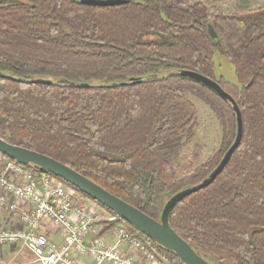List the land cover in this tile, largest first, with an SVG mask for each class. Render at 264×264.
<instances>
[{"label":"trees","instance_id":"obj_1","mask_svg":"<svg viewBox=\"0 0 264 264\" xmlns=\"http://www.w3.org/2000/svg\"><path fill=\"white\" fill-rule=\"evenodd\" d=\"M217 50L239 84L216 79ZM185 70L235 99L243 136L224 170L176 202L169 222L211 264H264V6L213 13L188 0H0V72L14 77H0V137L69 165L157 220L170 198L211 176L238 134L231 100ZM188 92L212 105L223 136L212 156L178 177L172 157L198 123ZM74 188L84 196L76 205L93 199ZM107 209L164 264H184Z\"/></svg>","mask_w":264,"mask_h":264},{"label":"built area","instance_id":"obj_2","mask_svg":"<svg viewBox=\"0 0 264 264\" xmlns=\"http://www.w3.org/2000/svg\"><path fill=\"white\" fill-rule=\"evenodd\" d=\"M77 190L49 172L37 175L25 165L0 152V207L19 219L11 225L0 223V254L3 248L25 249L33 259L30 264H164V261L125 224L115 222L116 239L109 242L94 236L98 229L97 210ZM48 222L60 230L62 241L51 239L45 231ZM16 258V256H15ZM5 264H18L10 261Z\"/></svg>","mask_w":264,"mask_h":264},{"label":"water","instance_id":"obj_3","mask_svg":"<svg viewBox=\"0 0 264 264\" xmlns=\"http://www.w3.org/2000/svg\"><path fill=\"white\" fill-rule=\"evenodd\" d=\"M82 4L92 6H112L119 5L127 2V0H78ZM209 33L213 38H217V32L212 24L209 25ZM182 76L190 77L198 82H201L208 87L215 90L221 96L231 100L234 105L237 114L238 134L233 145L228 149L224 155L218 168L211 174L210 177L205 179L197 186L184 189L181 192L174 195L165 205L161 220L154 219L139 208L133 206L122 198L112 194L107 189L103 188L99 184L93 182L85 175L76 171L69 165L38 151L18 146L10 143L6 139L0 137V152L11 157L13 160L23 164H35L38 167L45 169L46 171L62 178L69 184L73 185L77 189L81 190L88 196L92 197L97 202L101 203L105 207L115 212L120 217L127 220L139 228L145 235L153 240L158 245L173 251L184 264H211L203 256H201L185 239H183L171 226L169 222V214L172 207L182 200L187 195L202 189L203 187L210 185L215 177L219 175L233 153L241 143L243 136V118L242 112L235 99L222 88V86L210 77H207L199 72L185 70L181 72ZM0 77L13 79L11 75L0 72ZM36 83H52V80L45 78H35L33 80ZM87 86L88 84H81L80 86Z\"/></svg>","mask_w":264,"mask_h":264},{"label":"rangeland","instance_id":"obj_4","mask_svg":"<svg viewBox=\"0 0 264 264\" xmlns=\"http://www.w3.org/2000/svg\"><path fill=\"white\" fill-rule=\"evenodd\" d=\"M189 2L202 1L209 6L213 13H234L246 11L251 8L264 6V0H188ZM215 69L216 79L219 76H224L231 83L239 84L233 65L228 58L223 55L219 50L215 53ZM188 97L195 103L198 112V123L194 128V134L190 138L184 137V143L177 154L172 157V171L176 176L194 171V169L210 156H212L220 147L223 126L222 120L215 109L205 101L203 98L198 97L188 92ZM81 195V194H80ZM83 196V195H81ZM84 197V196H83ZM89 202L94 204L97 210V223L98 229L94 236H100V230L110 229L112 221L110 218L113 216L109 210L91 198H86ZM115 225V224H114ZM48 228L56 227L53 222H48ZM3 254H0V263L14 261L21 263L23 260H29L31 256L29 253L22 249L20 250L19 257H14V252L9 248H3ZM11 251V252H10ZM9 252V253H8ZM89 259V258H88ZM91 262V259L87 260ZM235 264V263H233Z\"/></svg>","mask_w":264,"mask_h":264},{"label":"crops","instance_id":"obj_5","mask_svg":"<svg viewBox=\"0 0 264 264\" xmlns=\"http://www.w3.org/2000/svg\"><path fill=\"white\" fill-rule=\"evenodd\" d=\"M19 219V214L14 215L13 217L10 215L9 211L7 210V208L5 207H0V223H3L4 225H11L12 223H14L16 220ZM49 226L47 225L45 228V231H47L48 236L53 239L54 241L57 242H61L62 241V237H61V233L60 230L57 227L54 228H48ZM100 237L105 238L106 240H108L109 242H114L117 235H116V231H115V225H113L110 229H105V230H100ZM27 251V250H26ZM11 252V251H10ZM28 252V251H27ZM9 253V252H8ZM29 255L31 256L30 261L33 259V256L30 252H28ZM20 252L17 254L16 252H14V257L16 256L19 257ZM4 255V254H1ZM89 257L88 256H83L82 259L88 263L91 264V262H88L87 260ZM1 260V259H0ZM29 260H23V262H21L20 264H30ZM1 262V261H0ZM6 262H2L0 264H5ZM19 264V263H18ZM105 264H109V263H105Z\"/></svg>","mask_w":264,"mask_h":264}]
</instances>
